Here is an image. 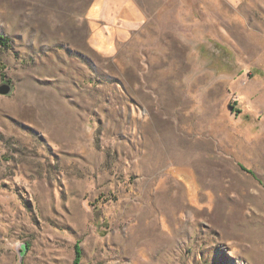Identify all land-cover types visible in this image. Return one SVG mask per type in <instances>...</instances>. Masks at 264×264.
<instances>
[{
	"label": "rangeland",
	"instance_id": "1",
	"mask_svg": "<svg viewBox=\"0 0 264 264\" xmlns=\"http://www.w3.org/2000/svg\"><path fill=\"white\" fill-rule=\"evenodd\" d=\"M1 37L0 264H264V0H0Z\"/></svg>",
	"mask_w": 264,
	"mask_h": 264
},
{
	"label": "water",
	"instance_id": "2",
	"mask_svg": "<svg viewBox=\"0 0 264 264\" xmlns=\"http://www.w3.org/2000/svg\"><path fill=\"white\" fill-rule=\"evenodd\" d=\"M14 89V86L12 83L4 81L0 84V94L8 95L10 94Z\"/></svg>",
	"mask_w": 264,
	"mask_h": 264
},
{
	"label": "trees",
	"instance_id": "3",
	"mask_svg": "<svg viewBox=\"0 0 264 264\" xmlns=\"http://www.w3.org/2000/svg\"><path fill=\"white\" fill-rule=\"evenodd\" d=\"M2 40H3V37L0 38V43H1V44H5V42L3 43ZM5 41H6V40H5ZM78 256H80V251H78ZM76 264H79V263L76 262Z\"/></svg>",
	"mask_w": 264,
	"mask_h": 264
},
{
	"label": "bare ground",
	"instance_id": "4",
	"mask_svg": "<svg viewBox=\"0 0 264 264\" xmlns=\"http://www.w3.org/2000/svg\"><path fill=\"white\" fill-rule=\"evenodd\" d=\"M133 243H134V242H131V245H133ZM231 254H232V255H234V253H233V252H231Z\"/></svg>",
	"mask_w": 264,
	"mask_h": 264
}]
</instances>
